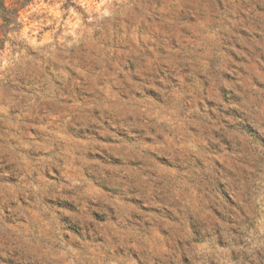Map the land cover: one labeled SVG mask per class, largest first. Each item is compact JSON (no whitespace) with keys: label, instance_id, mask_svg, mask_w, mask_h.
<instances>
[{"label":"rangeland","instance_id":"1","mask_svg":"<svg viewBox=\"0 0 264 264\" xmlns=\"http://www.w3.org/2000/svg\"><path fill=\"white\" fill-rule=\"evenodd\" d=\"M5 11L0 264H264V0Z\"/></svg>","mask_w":264,"mask_h":264},{"label":"trees","instance_id":"2","mask_svg":"<svg viewBox=\"0 0 264 264\" xmlns=\"http://www.w3.org/2000/svg\"><path fill=\"white\" fill-rule=\"evenodd\" d=\"M6 13L2 16V17H0V19L2 20V22H3V24H2V26L0 27V28H2V29H5V30H8V28H9V21H8V19H6V17H5V15H14V13H12V12H7V11H5Z\"/></svg>","mask_w":264,"mask_h":264}]
</instances>
